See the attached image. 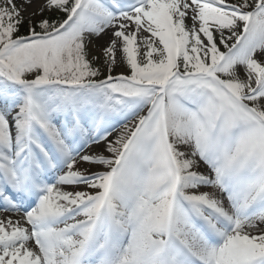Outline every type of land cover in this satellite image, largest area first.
Instances as JSON below:
<instances>
[{
	"label": "snow or ice",
	"instance_id": "1",
	"mask_svg": "<svg viewBox=\"0 0 264 264\" xmlns=\"http://www.w3.org/2000/svg\"><path fill=\"white\" fill-rule=\"evenodd\" d=\"M0 264H264V0H0Z\"/></svg>",
	"mask_w": 264,
	"mask_h": 264
}]
</instances>
